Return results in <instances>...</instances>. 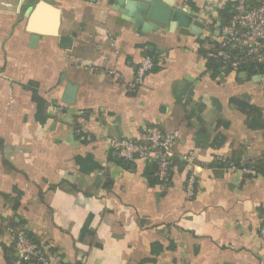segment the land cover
<instances>
[{
    "label": "crops",
    "instance_id": "1",
    "mask_svg": "<svg viewBox=\"0 0 264 264\" xmlns=\"http://www.w3.org/2000/svg\"><path fill=\"white\" fill-rule=\"evenodd\" d=\"M165 1L205 18L206 0ZM114 3L0 0V264H18V231L51 264H264V68L209 62L220 22L143 33ZM150 127L178 134L166 182L115 146Z\"/></svg>",
    "mask_w": 264,
    "mask_h": 264
},
{
    "label": "built area",
    "instance_id": "2",
    "mask_svg": "<svg viewBox=\"0 0 264 264\" xmlns=\"http://www.w3.org/2000/svg\"><path fill=\"white\" fill-rule=\"evenodd\" d=\"M222 3L206 0L202 9L205 24L213 21L218 12L223 9ZM221 46L224 51L211 52V58H218L224 65L233 70H239L249 63L264 64V4L251 6L249 0H238L235 13L228 25L220 27ZM235 51L236 54H231ZM154 58L146 56L136 70V75L130 89L136 91L145 80L146 75L154 67ZM114 74V70H108ZM178 142L177 133H164L157 127L146 129L145 138L141 141L124 138L115 142L116 149L121 159L133 163L137 160L152 161L156 163V176L159 180H169L171 159L173 158L174 145ZM191 157L189 160H192ZM196 175L188 180L186 191L189 197L196 192ZM260 237L264 241V217L261 219ZM14 251L18 264H51L50 257L42 251L36 243L28 237L26 232L18 231L13 238Z\"/></svg>",
    "mask_w": 264,
    "mask_h": 264
},
{
    "label": "water",
    "instance_id": "3",
    "mask_svg": "<svg viewBox=\"0 0 264 264\" xmlns=\"http://www.w3.org/2000/svg\"><path fill=\"white\" fill-rule=\"evenodd\" d=\"M95 4L99 0H82ZM110 1V0H109ZM113 9L121 13L122 18L134 25L135 31L140 27L143 33L159 30L162 26H169L176 23L179 27L191 29L200 35L206 28V24L197 14L186 9H180L169 5L165 0H115ZM44 1H40L31 13V20L39 17L41 10L46 7ZM59 10L56 11L57 19L55 30L51 33L54 37L59 35L58 17ZM73 40L69 37H60V45L63 49H71Z\"/></svg>",
    "mask_w": 264,
    "mask_h": 264
},
{
    "label": "trees",
    "instance_id": "4",
    "mask_svg": "<svg viewBox=\"0 0 264 264\" xmlns=\"http://www.w3.org/2000/svg\"><path fill=\"white\" fill-rule=\"evenodd\" d=\"M234 5L235 4H233V5L230 4L229 6H226L223 9H221L218 12V15H219L218 20L217 21H212L211 26L217 27L219 22H220V27H223L225 25H228L231 22L232 16L235 13V6ZM224 50L225 49L220 44H215V47L213 48V52L224 51ZM230 53L233 54V55L236 54L235 51H230ZM208 60H209V62L214 63L215 64L214 66H226L221 61V59H218V58H212V59L211 58H208ZM263 68H264V64L249 63V64L243 65L236 72H238V73L246 72L249 76H254L256 74H259ZM240 107L243 109V111L248 112V115L253 116V118L255 116H257L258 113H259V109H257L256 107H254V106H252L250 104H245L244 103V104L240 105ZM122 162L124 164H126V165H131L129 162H126L123 159H122ZM169 176H170V174H169ZM28 237H29V235H28ZM42 251L44 252V249H42Z\"/></svg>",
    "mask_w": 264,
    "mask_h": 264
},
{
    "label": "rangeland",
    "instance_id": "5",
    "mask_svg": "<svg viewBox=\"0 0 264 264\" xmlns=\"http://www.w3.org/2000/svg\"><path fill=\"white\" fill-rule=\"evenodd\" d=\"M213 28V27H212Z\"/></svg>",
    "mask_w": 264,
    "mask_h": 264
}]
</instances>
